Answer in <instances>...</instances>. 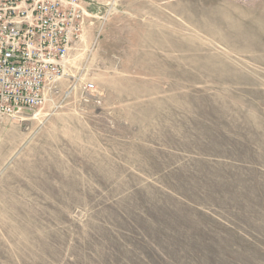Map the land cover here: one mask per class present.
I'll return each instance as SVG.
<instances>
[{"label":"rangeland","instance_id":"rangeland-1","mask_svg":"<svg viewBox=\"0 0 264 264\" xmlns=\"http://www.w3.org/2000/svg\"><path fill=\"white\" fill-rule=\"evenodd\" d=\"M83 1L59 94L0 116V264H264V0Z\"/></svg>","mask_w":264,"mask_h":264},{"label":"built area","instance_id":"built-area-1","mask_svg":"<svg viewBox=\"0 0 264 264\" xmlns=\"http://www.w3.org/2000/svg\"><path fill=\"white\" fill-rule=\"evenodd\" d=\"M88 17L83 0H0V116L35 111L59 94Z\"/></svg>","mask_w":264,"mask_h":264},{"label":"crops","instance_id":"crops-1","mask_svg":"<svg viewBox=\"0 0 264 264\" xmlns=\"http://www.w3.org/2000/svg\"><path fill=\"white\" fill-rule=\"evenodd\" d=\"M83 5H84V8H85L86 12L89 14V17L87 18V26H88V25H91L92 24V21L89 20V18L94 17V15L92 13H90L89 10L86 8L84 1H83ZM92 9H94L93 6H92ZM87 26H86V28H87Z\"/></svg>","mask_w":264,"mask_h":264}]
</instances>
